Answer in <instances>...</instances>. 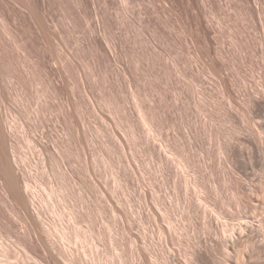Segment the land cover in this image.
Masks as SVG:
<instances>
[{
  "label": "rangeland",
  "instance_id": "374dc122",
  "mask_svg": "<svg viewBox=\"0 0 264 264\" xmlns=\"http://www.w3.org/2000/svg\"><path fill=\"white\" fill-rule=\"evenodd\" d=\"M104 1L105 0H96L95 10L99 15H106L109 21L113 23L115 27L113 30V37L118 44L122 39L124 40L126 37H132L133 34H137V41L134 43L131 42L134 44L136 51H143L144 48L148 49V51H152L154 50L152 48H155V58L152 57L149 60L141 59L140 66L142 72L140 73L141 76L138 83L139 94L142 98L146 95L151 100L158 97V105L162 104L171 117V121L168 125H165L158 130V132L156 131L154 133L155 138L153 141L157 146L159 141L169 144L171 149L176 151L179 156L183 154L181 155L182 158H185L186 152L191 160H195L196 164L195 166H192V164L188 165L181 170L170 163L169 166L165 168L164 165L161 164L159 157L151 155L144 144L131 140L128 131L130 120L127 119L128 117L134 119L137 117V113L129 91V86L125 78L120 74L105 72L102 67L96 64L94 58L90 54L80 51H78V54L76 53L77 47L83 45L85 40L84 21L81 17L79 20V28L70 39H67L65 47L66 53L77 54L76 66L69 74L70 77L67 79V87L69 90L76 81L78 82L80 108L77 113L81 127L77 134L78 137L76 135V139L71 145L69 155H67L63 164H60V169L55 166L54 162H52V165L48 160L47 163L42 162V155L47 157L43 150L41 152L31 149L26 140V133L27 130H33L36 124L32 118L33 116H31L30 120L26 119V112L24 111L27 109L30 112L36 106H44V112H46V120L43 123L44 128L45 130L50 128L52 132H54L52 135L55 137L56 132L52 127L56 123L60 101L48 96L37 97L36 90L38 89L39 91L41 89L39 85L30 87L29 91L31 93L29 92V95L26 96L27 100L23 101L16 97L17 82L16 78H14V73L10 72L12 78H8L4 81L9 108L16 113L18 122L13 137L15 153L18 157L23 158L22 166L29 178L31 190L35 193V204L39 209L40 218L43 221L46 220L44 221L45 224L48 223L47 225L53 228L52 237L55 236L54 240L57 243L62 244L63 242L62 245L66 246L68 250L75 253L77 252V254L80 252L79 256L81 255L80 257H84L85 259H83L87 261L88 264H112L113 262V264H129L130 257L133 258L136 256V253L137 256L141 254L143 263H141V259V262L139 261V255L138 257L136 256L137 258L134 257V259L136 258L138 261L132 260L130 264L134 262L136 264L137 262L141 264H150L148 262H151V264H163L164 261L161 260L162 257L158 258L159 254L161 255L162 252L164 255V253L166 254L168 251H172L171 253L168 252L170 254H167H173L174 257L180 259L181 257H185V254H187L185 252L188 249L187 252L189 253L187 255L189 256L193 249L196 251L197 249H201V247L203 248L206 244L205 249L201 250L211 252L212 256L204 259L205 261L203 260V262L198 258H194L191 261L195 260L197 262H195L196 264H199V261L202 264H219L220 261L224 259V257H222V249L226 247L223 244L225 243L223 242L225 241L224 238H219V236L217 237V241L216 239L214 240L216 236L221 234V232L219 233L218 231L220 230L219 226L223 223L229 224L228 226L235 224L232 223L235 221V219L231 218L232 216L235 217L245 213H252V208L253 211H255L262 206L258 211L260 213L264 211V206L261 205L264 204V193H262L264 192V185H262L264 184V105L250 107L246 104V97L250 93L258 97L264 96V45L261 43V15L259 13L260 8L258 2L257 0H128V3H126L121 0H106L109 3L108 11L106 12L107 7H105ZM194 1H196L197 4ZM54 10L58 12L55 6ZM58 14H60V12H58ZM202 14L212 25L213 35L217 39V46L222 52L220 61L223 64V73L227 85L230 88L229 90L234 92V100L232 101L228 94L218 92L213 75L206 72L204 78L200 76L199 70L203 66L202 63L209 60L208 57L203 55L205 57L203 58L204 60L201 58L202 62H197L196 65L193 63V60H195L197 56V52L195 51L192 39H190L191 36L185 33L184 27L191 24L193 18L197 16L202 17ZM148 18L158 21V41L150 40L149 29L142 23L143 19L147 20ZM249 39L252 40V43L247 42ZM114 55L118 66L132 68L134 63L130 59L128 45L117 48ZM173 60L177 61L178 69L172 66L171 61ZM127 76L130 78L129 74H127ZM132 84L134 85V81H132ZM83 90L86 91L89 99L93 103V110H91L89 106L87 108ZM67 95L68 92L65 93V96ZM112 98L116 99V104L112 103ZM44 102H46L47 105H45ZM19 124L23 125L24 128L20 127ZM37 126V129L41 128V124ZM91 132L92 135H90ZM251 139H254L258 145L257 152H253V154L250 152ZM219 146H221V150ZM229 148L231 149L230 155L227 153ZM177 154H169V159L175 161V159L180 158ZM104 158L110 159V163L105 162ZM86 163L92 164L94 168L92 175H94L93 179L95 184L93 188L87 185L86 173L84 170ZM114 164L115 167L113 166ZM117 165L124 169L127 173V177H131V181L128 182L125 179L126 177L122 170L120 174L121 177H119L116 170ZM205 167L208 168L207 173ZM186 169H188V171H185V173L184 170ZM256 171L258 173H256ZM191 172L194 173H192V176L190 175ZM259 172L262 173L260 174ZM63 173L66 181H69V174H74L80 179V182L83 184L86 183L88 187L87 190L89 195H91L90 198L93 201L94 207L92 218L95 226L94 230L96 228L94 236H89L90 233L86 230L87 227L85 226L86 224H84L85 222L82 224L80 223L81 220L76 219L79 223H72L74 219H72L73 217L70 212L78 203L76 197L70 195L64 202H60L56 199L58 198L60 200V198L51 193L52 188L55 187L53 185L61 182L58 176H61ZM176 175H178V177ZM193 175L198 177L199 180L204 181L208 190V197H210L209 199L207 198V200L211 202L210 204L213 208L215 207V209L217 208L220 211L217 209L212 210L213 208H211V205H208V201L206 202L208 203V209L206 210L208 214L206 212L202 213L203 206H201L200 209L197 207V210L196 207L193 208L188 205L190 204L188 199L194 193V189L191 185V180L194 178ZM211 175H214L212 180ZM225 176L226 181H229L226 183L229 184V188H232L231 190L227 187V184L224 183L225 180L222 179L225 178ZM174 177H176V180H174ZM184 177H186L187 180ZM207 179L210 182L206 181ZM244 179L246 181H244ZM174 181H176L175 186L178 189H175L177 191L176 193H174ZM212 181H214L213 184ZM184 182L188 183L187 186ZM188 185L190 189L187 188ZM213 185L216 187V193L214 192ZM239 188L243 191H240ZM185 189L189 192L185 193ZM232 190H234V193H239L238 195L236 194L237 197H241H239L238 200V202H240L239 206L236 205L237 200H235L238 198L236 197L233 199L231 193H229L232 192ZM122 193L124 194L122 195ZM189 193L192 194L189 196ZM234 193H232L233 197ZM249 193L252 196L254 195V197L249 195ZM187 194L188 196L186 199L184 195L186 196ZM262 199L263 202L259 203ZM184 200L187 201L185 202ZM257 200L260 201L258 202ZM222 201L225 203L229 202V204L227 203V205ZM243 201L244 206H247L246 208L244 206L242 208ZM253 201L259 203L257 208L256 205L252 203ZM131 202L133 203L131 204ZM134 203H136V205ZM187 205L193 208L194 211L191 208L192 212L191 210L189 211ZM129 207L130 209L132 207L134 208L130 210ZM237 208H239V210H241L239 212L243 214H239ZM186 209H188L189 212H186ZM196 210L198 212H196L197 214L195 213ZM216 211L218 212L216 213ZM233 211L236 212L233 213ZM258 211L256 210L255 213L253 212L259 217H255L256 220H260V218L262 219V216H264H261L260 213L256 214ZM190 212L192 215L194 214V218L191 216ZM219 212L222 215H220ZM139 213L140 215H138ZM218 213L219 219L218 221H214L213 216L217 219L215 214ZM223 214L226 217H224ZM205 215H208L206 217L207 219L204 218ZM140 216L141 218H139ZM66 217H68L69 220H67ZM210 218H212L210 224H213V229L216 231L218 228L216 236L213 232L214 230L211 229L212 226L208 224ZM55 219L59 220L56 221ZM137 220H139L140 223ZM256 220L254 221L255 225L260 228ZM62 221L64 222L62 223ZM127 221H130L129 224ZM213 221L218 225L217 227ZM52 222L54 226L56 225L58 227V231H56L57 229L55 227L51 226ZM261 222H263V219ZM99 223H102V226H100L101 224ZM126 224L129 226L130 230L126 227ZM74 225L79 229L76 230L77 234L68 232V234L70 233L69 236H67V234L65 237H59V234L61 236L60 229L62 226L75 229L73 228ZM206 225L211 227L208 228ZM261 226L264 228V224ZM206 227L208 229H206ZM112 228L117 230L114 231ZM136 229H138L139 232ZM1 230L2 227L0 226V232ZM83 231L86 233L83 234ZM98 231H100L101 235L97 234ZM121 231H123V234ZM212 232L214 233V238ZM263 234L258 235L260 239L262 237V240H264ZM75 235L81 239L77 237L78 240L75 241ZM85 235L86 237H84ZM95 236L99 241L96 240ZM130 236L134 239L135 243H133L134 241L132 239L130 240ZM11 237H14V241ZM259 238L256 236V241H260ZM142 239H144V243ZM219 239L222 240L220 241ZM78 242H80V244ZM116 242H120L121 245ZM195 242L197 244H195ZM242 244L244 243L238 242L237 246L242 247ZM190 245L192 247H190ZM194 245L201 246L197 248ZM221 245H223L224 248ZM131 246L140 251L133 249L136 250L135 255H133L134 251ZM142 246L145 247L141 249ZM18 247H20V249ZM1 248L3 250H1ZM149 249L150 251L155 250L154 253L156 254L154 257L152 251L150 255ZM177 249L178 251L180 250V253ZM125 251L127 252L126 254ZM23 252H26V254ZM107 253L109 254L107 255ZM178 253L183 254H181L180 257ZM147 254L149 255V259ZM177 254L179 255L178 257ZM156 255L158 262L155 258ZM187 255L184 259H188ZM219 256L222 257L219 258V260L221 259L220 261L217 260ZM101 257L102 259H100ZM123 257H125L126 260L123 259ZM150 257H153V259L155 258V260H151ZM262 258L264 260V255H262ZM39 259L38 256L35 258V254L23 248L19 240L16 239V236L10 235L9 237L2 232L0 233V264H18L17 262H19V264L47 263ZM120 259L122 261H120ZM159 259L162 262H160ZM212 259L214 261H212ZM155 261L157 263H155ZM187 262L188 261H186V263ZM166 263L173 264L175 262L173 260L172 262H165L164 264ZM176 263L183 264L184 261L180 259L179 262Z\"/></svg>",
  "mask_w": 264,
  "mask_h": 264
},
{
  "label": "bare ground",
  "instance_id": "6f19581e",
  "mask_svg": "<svg viewBox=\"0 0 264 264\" xmlns=\"http://www.w3.org/2000/svg\"><path fill=\"white\" fill-rule=\"evenodd\" d=\"M95 1L96 0H54V1L53 0H0V226L2 227L1 232L4 233V235H8L9 237H10V235L16 236V239L19 240V242L22 244L23 248H25L28 252L35 254V258H36V256H38V259L40 258V259L44 260V262H47L48 264H88V263H87V261L84 260L85 259L84 257H80L81 255L79 256L80 252L77 254V252L75 253L71 250H68V248L66 246L62 245L63 242H62V244L57 243L54 240L55 236L52 237L53 228H50L49 227L50 225L49 226L47 225L48 223L45 224L44 221H46V220L43 221L40 218L41 215L39 213V209L35 204L36 203L35 193L31 190L29 178H28V176H27V174L24 171V168L22 166L23 158L18 157L15 153V143H14L13 137L15 134V130L18 126V124H17L18 122H17L16 113H14L9 108V103H8V99H7V91H6V88L4 85V81L6 79L12 78V75L10 74V72H13L14 78H16V82H17L16 97H18L19 99L26 101L27 100L26 96H28L29 92H30L29 88L39 85L41 87V89L39 91H38V89L36 90L37 97L38 96H43V97L48 96V97H51L53 99L54 98L58 99L60 101L59 111H58V114L56 116V123L52 127V129L56 132L55 137H54V135H52V134H54V132H52V130L50 128H48L46 130L44 128L43 123L46 120V117H45L46 112H44V110H45L44 106H36L30 112L27 109L24 110L26 112V114H25L26 119L30 120L31 116H33L32 118L34 119V123L36 124V125H34L33 130H31V129H30V131L27 130L26 140L29 143L32 150H34V151L39 150L41 152L43 150L45 152L44 154H46L47 157L42 155V162L43 163H47V160H48V162H50L52 165V162H54L55 166L60 169V164L61 163L63 164L64 160L67 158V155H69V153L71 151V145L74 142V140L76 139V135L80 131L79 128L81 127V123L79 122L78 113H77L78 109L80 108V101H79L80 94L78 93V90H79L78 82L75 80L76 81L75 84L69 90L67 87V79H68V77H70L69 74L71 73V71H73V69L76 66V62H77L76 57H77L78 51H80V52H86V53L90 54L94 58V61L96 62V64L99 65L100 67H102V69L105 72H113L114 74L115 73L120 74L121 76H123L125 78V81L129 86V91H130L131 97L133 99L134 107H135L136 113H137V117H135L134 119H130L129 117H128V119L126 118L127 120H130V123L128 126V131H129L131 140H135L141 144H144L145 147L147 148L148 152L151 155L159 157L161 164L164 165L165 168H167L170 163L174 164V166H176L177 168H179L181 170H183L188 165L192 164V166L193 165L195 166V164H196L195 160L194 159L191 160L186 152H185V158H182L181 155H183V154L180 153L181 155L179 156L176 151L171 149L169 144H166V143L159 141L158 146H157L155 144V142L153 141L155 138L154 133L156 131L158 132V130L163 128L165 125H168L169 122L171 121V117L167 113L166 109L162 106V104L158 105V97L153 98L151 100L146 95H144V97L142 98L139 94L138 83H139V79L141 76L140 73L142 72V69L140 66L141 59L149 60L152 57L155 58V56H156L155 48H152V49H154L152 51H148V49H146V48H144L143 51H139V52L136 51L134 44H132V43L137 41V37H138L137 34H133L132 37H126V39H124V40L122 39V41H120L118 44L114 40V37H113V30L115 28L113 23H111L109 21V18H107L106 15H99L97 13V11L95 10ZM121 1H123V2L125 1L126 3H128V0H121ZM154 1H157V0H154ZM206 1H209V0H206ZM194 2L196 3V1H194ZM257 2L259 5V8H260L259 13L261 15V17H260L261 31H262L261 43L264 45V0H257ZM104 3H105V7H107V10H106V12H107L109 3L106 0L104 1ZM54 6L56 7V10H58V12H60V14H58V12H56L54 10ZM81 17L83 18L84 27H85L84 44L79 45L77 47V50H76L77 54L76 53L75 54H73V53L68 54L65 52L66 41L68 38L70 39V37L79 28V26H80L79 20ZM142 23L149 29L148 32L150 33L149 34L150 40L158 41V21L156 19L150 20L148 18L147 20L143 19ZM184 29H185L184 30L185 33L188 36H191L190 39H192L195 51L197 52V56H196L195 60H193V63L196 65L197 62H202L201 58L203 59L205 56L209 58V60L207 62L204 61L202 63L203 66L199 70L200 76L204 78L206 76L205 75L206 72H209L215 78L216 89L218 90V92L222 93V94L226 93V94H228L231 101L234 100V96H233L234 92L229 90L230 88L227 85V82H226V79H225V76L223 73V64L220 61V59L222 57V52L219 49V47L217 46V39L213 35V27L210 24L209 20H207L206 17L202 14V17L197 16V17L193 18L192 23L186 25L184 27ZM253 41H255V40H253ZM247 42L252 43V40L249 39V40H247ZM255 42H258V41H255ZM127 45H128V51H129L130 59L134 63L131 69L129 67L127 68V67L118 66L116 63L117 60L115 59V55H114L117 48H120L121 46L124 47ZM140 54H141V56H140ZM203 55H205V56H203ZM171 62H172L171 63L172 66L174 68L178 69L177 61L173 60ZM127 74H129L130 78L127 76ZM132 81H134V85L132 84ZM66 92H68L67 96H65ZM38 93H40V94H38ZM84 99H85V102L87 104V108L89 106V108L91 110H93L94 105L91 102V100L89 99L86 91H84ZM111 101L114 104L117 103L115 98H112ZM44 103H45V105H47L46 102H44ZM246 104L249 105L250 107L264 105V96L258 97V96H254L252 93H250L246 97ZM26 108H27V105H26ZM40 124H41V126H40L41 128L37 129V127H38L37 125H40ZM19 125H20V127L24 128L23 125H21V124H19ZM59 131H60V133H59ZM90 135H92V132L90 133ZM77 137H78V135H77ZM250 142H251L250 152L253 154V152H257L258 145L254 139H251ZM241 147H242V145H241ZM219 149L220 150L222 149L221 146H219ZM18 152H20V151H18ZM227 153H228V155H230V153H231L230 148L228 149ZM169 154L170 155L177 154L180 158L175 159V161L174 160L171 161L169 159V157H170ZM104 161L110 163V159H108V158H106V159L104 158ZM113 166L115 167V164ZM218 168H220V167H218ZM207 169L208 168H206V173L208 171ZM84 170L86 173L87 185H88V187L93 188V186L95 184V181L93 179L94 175H92L93 170H94L93 165L90 163H86ZM116 170H117L119 177H121L120 174H121V170H122L125 177H126L125 179L128 182L131 181V177L130 176L127 177V173L119 165L116 166ZM232 170H234V169H232ZM185 171H188V169L184 170V172ZM258 171H259V169H258ZM193 172L190 173L191 176H192ZM256 173H258V172L256 171ZM254 174H253V176H254ZM176 176L178 177V175H176ZM213 176H212V178L210 177L211 180L214 178ZM260 176H262V175H260ZM193 177L194 178H192V180H191V185L194 189V193L191 196H190V194H192V193H189V196L191 198L189 197V199H188L189 203H190L188 205L192 206L193 208L196 207V209H197V207H199V209H200V207L203 206L202 207L203 208L202 213L206 212L208 214V212L206 211L208 209V206H207L208 203H206V202L208 201L207 198L209 199L210 197H208L207 187H206L203 180H199L198 177H196L194 175H193ZM58 178L60 179L61 182L53 185L55 187L52 186L53 188H52L51 193H53L54 196L56 195L57 197H59L60 200L58 198H56V199L60 202H64L67 199V197H69L70 195L73 197H76V199L78 201L76 207H74L73 210H71L69 207V209L71 210L70 214L73 217L72 219H74V220H72V223L75 222L74 224H78L79 221L77 222V220H81L80 223H82V224L85 222L84 224H86L85 226L87 227L86 230L90 233V234L88 233L89 236L90 235L94 236L96 233L95 232L96 228L94 230L95 226H94L93 219H92L94 207H93V201L90 198L91 195H89V193H88V190H87L88 187H87L86 183L83 184L82 182H80V179L77 176H75L74 174L68 175L69 181L68 180L66 181V179L64 177V173L61 174V176L59 175ZM175 178L176 177H174V180H176ZM184 178L186 179V177H184ZM200 179H201V177H200ZM222 179L225 180L224 183L227 182L226 176H225V178H222ZM96 181H98V180H96ZM206 181H209V180L207 179ZM244 181H246V180L244 179ZM213 182L214 181H212V184H213ZM184 183H186V182H184ZM187 184L188 183H186V186H187ZM215 184H216V181H215ZM253 184H255V183H253ZM175 185H176V181L173 182V187ZM177 185H178V183H177ZM228 185L229 184H227V187H228ZM262 185H264V184H262ZM210 186H211V183H210ZM214 186L215 185H213V187ZM230 186L232 187L231 183H230ZM150 188H152V187H150ZM187 188L190 189L189 185ZM215 188L216 187H214V190H215ZM237 188H238V186H237ZM175 189L178 190L176 186L174 187V190ZM229 189L231 190L232 188H229ZM176 190L174 191V193L177 192ZM236 190H238V189H236ZM239 190H240V188H239ZM186 191L187 190L185 189V193L189 192V191H187V192ZM233 191L234 190H232V192H229V193H231V197L234 199L237 197L236 194L238 195L239 193L238 192L234 193ZM240 191H243V190L241 189ZM214 192L216 193L217 191L215 190ZM232 193H234L233 194L234 197L232 196ZM262 193H264V192H262ZM123 194L124 193H122V195ZM249 195H251V194L249 193ZM187 196H188V194L186 196L184 195V198H186ZM125 197H126V195H125ZM156 197H158V196H156ZM239 197L240 196L237 197L238 199H235V200H237L236 205H238V206L240 205V202H238ZM252 197H254V195ZM252 197H251V199H252ZM251 199H250V202H251ZM132 200H134V199H132ZM254 201L252 203L254 205H256V208H257L258 204L263 202V199L261 202H259L260 200H257L259 203L257 201L256 202H254ZM126 202H128V201H126ZM129 202H130V200H129ZM208 202H209L208 205L210 206L211 202L210 201H208ZM222 202H224V201H222ZM132 203L133 202H131V204ZM227 203L229 204V202H226L225 204H227ZM134 204L136 205V203H134ZM242 204H243L242 205V208H243L244 201ZM188 205H187V207H189V211L191 209L193 210V208H191ZM261 205L264 206V204H261ZM128 206H129V204H128ZM260 207L262 208V206H260ZM132 208H134V207H132ZM211 208H213V206ZM129 209H130V207H129ZM216 209L214 207L212 210H216ZM227 209H228V206H227ZM237 209H238L239 214H243L242 212H239V211H241V210H239V208H237ZM240 209H241V206H240ZM258 209H256V210L258 211ZM157 210H158V208H157ZM192 210H191V212H192ZM197 210L195 211V213L197 212ZM187 211H188V209H186V212ZM218 211H220V210H218ZM218 211H216V213ZM251 211H252V213L251 212L245 213L243 215L237 214L238 216H235V217L232 216L231 218L235 219V221L237 223L234 220H233L234 222H232V223H235V224L230 223L231 224L230 226H228L229 224L227 225V224L223 223L221 226H219L220 230H218V228H217L219 233L221 232L220 235H218V233H217L218 236H216V232H218V231L217 230L215 231L213 229V224H210V222H212V220H211L212 218H210V221L208 224H210L212 226L211 229L214 230L213 232L215 233V236H216L214 238V233L212 232L213 233L212 236H213L214 240L216 239V241H217V237H219V236H220L219 238L222 237L225 240V241H223V242H225L223 244L226 247H225V249H222L223 250V256L221 255L222 257H224V259H222V261H220L221 259L219 260V258L221 256H219L217 258V260L220 261L219 264H264V260L262 258V255H264L263 254L264 253V240H262V237H261V239L258 237V235L264 233V231H263L264 228H263V226H261L264 224L263 223L264 222V218H263L264 216H262V215H264L263 214L264 211H263V213H260L259 211L256 213V214H258V213L261 214L263 222H261L262 221L261 218H260V220H256L255 217H257V218H259V217L254 214L255 211H253V208ZM191 212H190V214H191ZM235 212L233 211V213H235ZM60 213H61V211H60ZM99 213H100V211H99ZM219 213L215 214L217 219H215V217L213 216L214 221L215 220L218 221ZM44 214H46V213H44ZM138 215H140V213ZM193 215L191 214L192 217H193ZM220 215H222V214L220 213ZM207 216L208 215H205L204 218H206ZM210 216H212V215H210ZM223 216L226 217L224 214H223ZM100 217H101V214H100ZM228 217H230V216H228ZM61 218H60V220H61ZM66 218H67V220H69L68 217H66ZM139 218H141V216ZM221 218H223V217H221ZM57 220H59V219H57ZM117 220H118V218H117ZM255 220L258 221L256 223H258L260 228L256 227L255 222H254ZM64 221H62V223ZM121 221H122V219H121ZM137 221H139V220H137ZM129 222H128V224H129ZM104 223H105V221H104ZM119 223H117V224H119ZM139 223H140V221H139ZM221 223H222V221H221ZM51 224H52L51 226H53L57 229L56 231L59 230L56 225L55 226L53 225V222ZM68 224H70V223H68ZM99 224H101L100 226H102V223H99ZM204 224H207V223H204ZM60 225H62V224H60ZM70 225H69V227H70ZM105 225H106V223H105ZM66 226H68V225H66ZM75 226L76 225H74V227H73L75 229H72V227L70 228L72 230H70L68 227L62 226V228L60 229L61 230V236L58 233L59 237H61V238L65 237L68 234V232H73V233L77 234L76 230L78 229V227L76 228ZM206 226L208 228L211 227L208 225H206ZM215 226L217 227L218 225H216V223H215ZM126 227L129 228V226L127 224H126ZM130 227H131V224H130ZM204 227H205V225H204ZM207 227H206V229H208ZM83 230H84V228H83ZM116 230H114V231H116ZM129 230H130V228H129ZM136 230L138 231V229H136ZM84 231H83V234L86 233V232L84 233ZM121 232L123 234V231H121ZM133 232H136V231H133ZM69 234L67 236H69ZM97 234L99 235L100 231H98ZM113 234H115V233H113ZM81 236H82V234H81ZM256 236H257V238L260 239V241H256L257 240V239H255ZM77 237L78 236H76L75 241H77L78 238L81 239L80 237H78V238ZM84 237H86V235ZM112 237H114V236H112ZM13 238H12V240H13ZM82 238H83V236H82ZM129 238H130V240L132 239L131 236ZM139 238H140V236H139ZM200 238H202V237H200ZM63 239H66V238H63ZM74 239H75V237H74ZM96 240H97V237H96ZM132 240L134 241V239H132ZM143 240L144 239H142V241ZM219 240L221 241L222 239H219ZM86 241H87V238H86ZM97 241H99V240H97ZM116 241H118V240H116ZM113 242H114V239H113ZM238 242L244 243V244H242V247L237 246ZM78 243L80 244V242H78ZM84 243H86V242H84ZM116 243L121 245L120 242H116ZM133 243H135V241ZM143 243H144V241H143ZM145 244H147V243H145ZM195 244H197V243L195 242ZM198 244H200V243H198ZM133 245H135V244H133ZM194 246H196V245H194ZM198 246L200 248L201 245H198ZM198 246H196V247L198 248ZM205 246H203V248L201 247V249H205ZM214 246H216V245H214ZM221 246H223V245H221ZM224 246H223V248H224ZM3 247H4V245H3ZM143 247H145V246H142L141 249H143ZM190 247H192V246L190 245ZM18 248L20 249V247H18ZM69 248H72V247H69ZM119 248H121V247H119ZM5 249H7V248H5ZM5 249H4V251L6 253ZM133 249L140 251L137 248L132 247V250ZM201 249H197L196 251L193 249V251L190 252L189 256L187 255L189 253V252H187L189 249L188 250L185 249L187 251L185 252V250H184V252L187 254L184 253L185 254L184 258H186V255H187L188 259L182 258L181 254H183V253L179 254L180 250L178 251V249H177V251L179 252L178 254L181 257L180 259L181 260L183 259V261H184L183 264H196L197 262L195 260H193V261H191V260L194 258L195 259L198 258V259H200V261L203 262L204 259L210 258L212 256L211 252H207V250L203 251ZM1 250H3V249L1 248ZM136 250H133L134 251L133 255H135ZM144 250H142V251H144ZM146 250H147V248H146ZM4 251H2V252H4ZM127 251H130V250H127ZM149 251H150V249H149ZM151 251H152V253H153L152 255L154 257V255L156 254V253H154L155 250L154 251L151 250ZM151 251L149 252L150 255H151ZM111 252H109V253H111ZM116 252H117V249H116ZM168 252H170V251H168ZM23 253L26 254V252H23ZM109 253H107V255ZM126 253L127 252L125 251V254ZM131 253H129V254H131ZM146 253H148V252H146ZM167 253L166 254L164 253V255H163V252H162L161 255L159 254V256H158V258L162 257V259L161 258L160 259L164 261L163 264L165 262H170V261L172 262L173 260L175 263L179 262V260H180L179 258L174 257L173 254L168 255L170 253H168V254ZM25 254H23V255H25ZM122 254H124V253H122ZM157 254H158V252H157ZM178 254H177V257L179 256ZM139 255H140V258L138 257ZM139 255L137 256V253H136V256L138 257V259L140 261V259L142 260L143 258L141 257V254H139ZM84 256L87 257L86 255H84ZM121 256H123V255H121ZM130 256H132V255H130ZM136 256H134V257H136ZM182 256H184V255H182ZM125 257H126V255H125ZM125 257H123V259H125ZM134 257L133 258L130 257L129 264L132 260L138 261L136 259L137 257L135 259H134ZM144 257H146V256H144ZM147 257L149 259V255ZM153 257H150V259L152 260ZM32 258H33V256H32ZM87 258L90 259L89 257H87ZM155 258L157 261L158 260L157 255L155 256ZM155 258L153 260H155ZM213 258H215V257H213ZM100 259H102V257ZM116 259H118V258H116ZM111 260H112V258H111ZM151 260H148V261H151ZM161 260H160V262H162ZM120 261H122V260L120 259ZM156 261H155V263L158 262V261L157 262ZM186 261H188V262L186 263ZM200 261H199V264H202V263H200ZM212 261H214V260L212 259ZM90 262H91V260H90ZM140 262H137V264L143 263V260L141 263ZM17 263L19 264V262H17ZM47 263H45V264H47ZM110 263H112V262H110ZM144 263H145V261H144ZM148 263L151 264V262H148ZM175 263H173V264H175ZM89 264H92V263H89ZM116 264H118V263H116ZM145 264H147V263H145ZM166 264H168V263H166ZM169 264H172V263H169Z\"/></svg>",
  "mask_w": 264,
  "mask_h": 264
}]
</instances>
